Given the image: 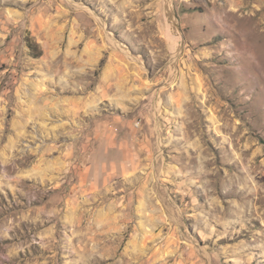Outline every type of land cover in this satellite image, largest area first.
Segmentation results:
<instances>
[{
    "label": "rangeland",
    "instance_id": "1",
    "mask_svg": "<svg viewBox=\"0 0 264 264\" xmlns=\"http://www.w3.org/2000/svg\"><path fill=\"white\" fill-rule=\"evenodd\" d=\"M167 2L0 0V264H264V0Z\"/></svg>",
    "mask_w": 264,
    "mask_h": 264
},
{
    "label": "bare ground",
    "instance_id": "2",
    "mask_svg": "<svg viewBox=\"0 0 264 264\" xmlns=\"http://www.w3.org/2000/svg\"><path fill=\"white\" fill-rule=\"evenodd\" d=\"M168 10H170L171 11V8H170V6H169V0H168ZM165 6V5H164ZM167 6V5H166ZM165 9H167V8H165ZM166 15V14H165ZM168 15V14H167ZM166 15V16H167ZM170 17V16H169ZM165 21V20H164ZM175 22V19H174V21H173V19L171 20V19H168L167 21H166V25H167V38H168V41L170 42V44H171V52L173 53V55H174V57H175V55L179 52H177V50H179L178 49V45H180V42H181V40H180V38H179V36H178V34H176L177 32L175 31V30H173L172 29V26L174 25L173 23ZM171 53V54H172ZM172 61V60H171Z\"/></svg>",
    "mask_w": 264,
    "mask_h": 264
},
{
    "label": "trees",
    "instance_id": "3",
    "mask_svg": "<svg viewBox=\"0 0 264 264\" xmlns=\"http://www.w3.org/2000/svg\"><path fill=\"white\" fill-rule=\"evenodd\" d=\"M26 44L34 56H39L41 54L38 43L35 42L30 36L26 37Z\"/></svg>",
    "mask_w": 264,
    "mask_h": 264
}]
</instances>
